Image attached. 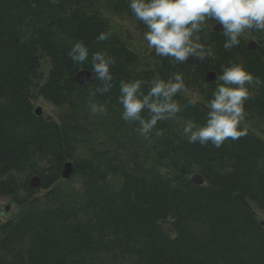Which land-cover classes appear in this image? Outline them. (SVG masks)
I'll return each mask as SVG.
<instances>
[{
  "label": "trees",
  "instance_id": "obj_1",
  "mask_svg": "<svg viewBox=\"0 0 264 264\" xmlns=\"http://www.w3.org/2000/svg\"><path fill=\"white\" fill-rule=\"evenodd\" d=\"M129 2L0 0V195L19 207L0 220V264H264V226L255 211L264 214V139L243 124L247 134L219 148L182 135L186 121H206L222 66L243 60L264 80V33L247 34L254 50L243 37L225 50L222 30L205 29L202 42L214 55L189 72L153 49L142 60L112 30L103 8L147 31ZM101 32L109 39L98 42ZM76 41L89 48L84 64L68 56ZM96 51L115 63L112 89L93 96L95 76L78 83L75 75L93 71ZM176 72L204 102L178 93L176 119L158 122L145 138L137 123L122 119L120 82L141 79L147 91L152 79ZM251 91L245 114L264 126V85ZM35 97L59 106V120L36 115ZM93 102L106 111L91 114ZM65 163L72 164L67 179ZM192 174L204 182L193 183ZM35 176L39 185L31 186ZM164 219L174 237L163 232Z\"/></svg>",
  "mask_w": 264,
  "mask_h": 264
},
{
  "label": "clouds",
  "instance_id": "obj_2",
  "mask_svg": "<svg viewBox=\"0 0 264 264\" xmlns=\"http://www.w3.org/2000/svg\"><path fill=\"white\" fill-rule=\"evenodd\" d=\"M129 8L135 19L147 28L143 38L148 48L174 65L184 64L189 56L212 57V48L202 42L200 34L205 33V29L211 30L217 22L222 26L225 50L238 47L246 34L264 33V0H130ZM96 39L104 42L109 35L101 32ZM89 55L83 41L73 43L68 52L76 64H84ZM114 63L115 59L107 51L91 54V68L100 82L93 96L107 94L112 89ZM215 85L206 121L198 124L188 120L183 126L182 135L189 143L211 142L219 148L226 140L235 141L245 136L247 131L242 127L245 102L253 95L251 89L264 85V80L248 70L245 61H230L222 66ZM144 87L141 79L121 80L118 100L123 107L122 119L137 123V131L147 138L158 122L176 119L181 111L176 96L185 90V82L183 74L176 72L166 80L152 79L147 91ZM105 111L102 103L90 104L93 115Z\"/></svg>",
  "mask_w": 264,
  "mask_h": 264
},
{
  "label": "rangeland",
  "instance_id": "obj_3",
  "mask_svg": "<svg viewBox=\"0 0 264 264\" xmlns=\"http://www.w3.org/2000/svg\"><path fill=\"white\" fill-rule=\"evenodd\" d=\"M102 12L110 20L112 30L115 33L119 34L122 39L126 42V44L138 53L142 60L148 61L150 48H148L147 42L143 38L144 32L141 31L138 27H136L134 21L130 18L118 15L109 10L108 8H103ZM243 38L246 40V42H256L255 38L247 34ZM41 65L42 69L46 70V60H43ZM45 74H47V72ZM183 93L184 95L190 97L192 100L204 102L201 95L196 91H193L192 89L187 88L183 91ZM32 104L35 109L37 107L41 108L42 116L45 119H50L54 121L59 120V115L61 111V108L59 106L50 103L43 97L33 98ZM242 124L254 134L264 139V126L261 125L256 119L249 117L245 114ZM5 208H7V210H5ZM18 210L19 207L13 202L11 196L0 195V220L4 221L15 217ZM255 211L258 219L264 222V214L256 208ZM159 224L166 236L174 237L176 235V231L174 230L171 220L164 219L159 221Z\"/></svg>",
  "mask_w": 264,
  "mask_h": 264
},
{
  "label": "water",
  "instance_id": "obj_4",
  "mask_svg": "<svg viewBox=\"0 0 264 264\" xmlns=\"http://www.w3.org/2000/svg\"><path fill=\"white\" fill-rule=\"evenodd\" d=\"M213 30H222V26L219 25V24H216L213 27ZM256 44L257 43L255 41H248L247 42V47L249 49L254 50L256 48ZM206 65H207V59H201L199 57H192V56H189L188 59L184 63V66L186 67V69L189 72L194 71L197 66L205 67ZM92 75H94L93 71L80 70L79 72L76 73L75 79H76V81L78 83H85L91 78ZM214 78H215V74L212 71H208L206 73V79L208 81H210V80H212ZM35 114L38 115V116L42 115V110H41L40 107H37L35 109ZM71 173H72V164L71 163H65L64 166H63L62 177L67 179V178L70 177ZM190 180L193 183L198 184V185H200V184H202L204 182V179H203V177L200 174H192L190 176ZM30 185L31 186H38L39 185V178L37 176L33 177L30 180ZM5 210H7V208H5ZM261 225L264 226V222L263 221H261Z\"/></svg>",
  "mask_w": 264,
  "mask_h": 264
},
{
  "label": "flooded vegetation",
  "instance_id": "obj_5",
  "mask_svg": "<svg viewBox=\"0 0 264 264\" xmlns=\"http://www.w3.org/2000/svg\"><path fill=\"white\" fill-rule=\"evenodd\" d=\"M256 46H257V44H256Z\"/></svg>",
  "mask_w": 264,
  "mask_h": 264
}]
</instances>
